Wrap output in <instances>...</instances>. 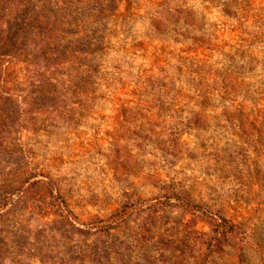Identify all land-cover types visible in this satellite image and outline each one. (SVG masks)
Returning a JSON list of instances; mask_svg holds the SVG:
<instances>
[{
  "label": "rangeland",
  "instance_id": "rangeland-1",
  "mask_svg": "<svg viewBox=\"0 0 264 264\" xmlns=\"http://www.w3.org/2000/svg\"><path fill=\"white\" fill-rule=\"evenodd\" d=\"M103 42L3 77L0 264H264V0H118Z\"/></svg>",
  "mask_w": 264,
  "mask_h": 264
},
{
  "label": "trees",
  "instance_id": "trees-1",
  "mask_svg": "<svg viewBox=\"0 0 264 264\" xmlns=\"http://www.w3.org/2000/svg\"><path fill=\"white\" fill-rule=\"evenodd\" d=\"M0 0L6 7H0L3 24L0 29V91L5 79L11 78L13 70L10 64H23L27 74V87L31 92L41 88L45 71L53 65L54 57L67 58L76 50L95 54L104 45L103 38L107 21L116 10L118 0H60V5L52 0ZM73 43L77 47H73ZM42 62H39V61ZM25 181L28 177L24 178ZM7 191H4L6 193ZM3 193V194H4ZM216 225L217 220L212 218ZM112 225L99 229L85 230L77 228L78 239L84 245L82 249L73 238L65 240L75 256L81 252L87 258L94 254L99 236H109Z\"/></svg>",
  "mask_w": 264,
  "mask_h": 264
}]
</instances>
